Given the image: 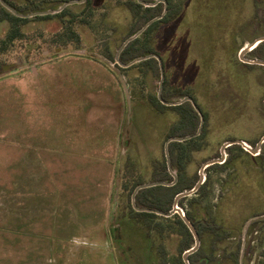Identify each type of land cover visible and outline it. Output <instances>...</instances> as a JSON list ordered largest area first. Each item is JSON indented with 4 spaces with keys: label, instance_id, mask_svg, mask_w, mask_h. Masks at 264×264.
<instances>
[{
    "label": "rangeland",
    "instance_id": "374dc122",
    "mask_svg": "<svg viewBox=\"0 0 264 264\" xmlns=\"http://www.w3.org/2000/svg\"><path fill=\"white\" fill-rule=\"evenodd\" d=\"M42 1L41 9L61 3ZM117 1L122 4L101 0L92 28L75 25L78 40L65 35L58 18L30 20L23 38L0 54V264H159L144 224L119 211L118 193L125 171L151 181V163L162 157L176 116L155 112L139 97L138 85L130 88L128 103L121 82L127 77L99 53L95 34H111L100 22L106 7L118 22L127 21ZM175 1L184 3V13L164 23L156 39L170 82L192 89L207 114L206 143L188 164L193 173L219 157L228 139L253 148L264 134L263 69L239 58L240 49L264 33V23L254 30L262 7L255 0H234L233 19L226 2L211 0L209 14H199L208 22L199 16L196 31L197 4L208 0ZM83 4L70 8L79 11ZM158 81L147 90L156 92ZM232 153L248 175L263 171L244 151ZM208 173L211 191L202 205L212 208L232 186L227 169ZM260 209L263 215L248 217L240 236L229 240L232 249L241 238L240 264H264V204ZM248 238L251 254L244 251ZM165 241L172 255L177 238Z\"/></svg>",
    "mask_w": 264,
    "mask_h": 264
},
{
    "label": "trees",
    "instance_id": "16d2710c",
    "mask_svg": "<svg viewBox=\"0 0 264 264\" xmlns=\"http://www.w3.org/2000/svg\"><path fill=\"white\" fill-rule=\"evenodd\" d=\"M6 1L22 13L38 10L43 7L41 5L42 0ZM62 1L66 0H56V2ZM223 1L226 2L227 6L229 5V17L233 19L231 4L236 5V3L234 0ZM255 1L262 4V7L258 8L257 11L259 22L255 21L253 25L254 30L257 32L258 23H264V0ZM167 2L168 5L165 14L149 24L140 35L129 41L121 50L119 59L126 63L140 55L157 53L162 59L165 70V78L161 92L162 98L171 101L178 97L189 95L199 106L192 89L170 82L166 74V61L162 53L158 50L156 39L158 31L164 23H169L177 19L185 10L182 1L167 0ZM198 2H201V0H198ZM99 3H101V0H84L83 7L79 11H73L69 5L57 13L37 15L34 17L17 16L0 4V29L4 24L7 26L4 36L0 37V54L7 51L15 41L23 38V26L30 20L58 18L65 25V35L70 39L74 38L78 40V33L74 29V26L83 24L92 28ZM116 3L120 5L124 19L127 21L118 22L113 18L112 11L110 10L111 7H106L107 11L101 13L100 22L105 28L111 30V34H104L102 36L95 34V40L101 46L99 53L122 70L123 74L127 77L126 83L129 86V91L132 89V86L138 85L140 87L138 90L139 97L144 98L155 112L165 113L171 111L175 114L176 118L169 125L165 140L171 136H183L195 133L199 125L200 117L190 101L185 100L180 104L166 105L158 99L155 91L147 90V86L151 80H155L160 76L159 63L155 57L146 58L127 67L119 66L114 59L116 49L122 41L137 31L146 21L159 15L163 10V3L158 2L153 6H145L136 0H122V4L119 1ZM211 3V0H208L204 5L197 4L199 10L193 16L195 20H198L197 24L195 23L197 26L194 27L196 31L202 22L199 16H203L205 22H208L206 16L212 10ZM106 5L108 6V3ZM202 11H205L207 15H199ZM114 34L119 36L118 43H114V40H112ZM178 45L176 43L175 47L178 48ZM263 47L264 41L257 45L252 52L258 53L261 49L263 51ZM200 109L206 120V112L201 107ZM205 134L206 128L203 125L198 135L184 141L169 142L168 153L171 167L176 171L177 180L172 185L159 184L138 190L135 195V203L138 207L154 208L167 212L172 208L175 195L190 189L196 183L199 178V173L198 171L190 173L188 164L192 159V154L200 150L206 143L204 139ZM234 148L244 151L249 159L256 162L255 164L264 166V153L252 155L244 150L241 145L231 144L226 149L228 155L223 162L213 163L204 170L205 179L197 191L190 196H184L178 200L179 206L192 221L200 237L198 249L188 255L191 264H219L222 258L227 259L231 264H240L239 253L242 244L241 238H238L235 247L232 249L229 248L228 243H231L229 240L231 238L234 239L235 234L240 236L243 223L248 217L262 213L260 208L264 204V169L262 172L259 171L255 177L248 175L247 172H243L242 165L239 162L240 158H237L238 156L232 153ZM212 169L220 171L227 169V180L230 181L229 184L232 186V194L229 196L228 189V197L225 196V199H219L211 208L204 207L202 203L211 191V178L208 172ZM150 175L151 181L162 180L169 182L173 180V176L167 167L164 149L162 157L152 161ZM142 182L144 180L139 175L133 176L130 171L123 173L120 191L118 193L119 211L130 219L144 224L147 230V238L155 246L153 254H155L159 264H185L182 253L190 248L194 241L191 231L178 213H174L171 216H163L154 212L135 210L131 203V193L135 186ZM173 235L177 238V243L175 252L170 255L165 240L169 236L173 237ZM252 241L253 238H248L244 250L245 254H251L253 252V247L250 246V242Z\"/></svg>",
    "mask_w": 264,
    "mask_h": 264
},
{
    "label": "water",
    "instance_id": "95a60500",
    "mask_svg": "<svg viewBox=\"0 0 264 264\" xmlns=\"http://www.w3.org/2000/svg\"><path fill=\"white\" fill-rule=\"evenodd\" d=\"M81 1H84V0H66V1H62L57 7H54V8L38 9V10L29 11V12H26V13H22V12L17 11L6 0H0V4L2 6H4L7 10H9L10 12H12L13 14H15L17 16H20V17H34V16H37V15H45V14L57 13V12L61 11L63 8H65L66 6H69V5L73 4V3L81 2ZM136 1L138 3H141V4L145 5V6H153V5L157 4L158 2H162L163 3V10H162V12L159 15H157V16L149 19L148 21H146L137 31H135L133 34L127 36L122 41V43L116 49V52H115V55H114L115 62L121 67H127V66H130L133 63L139 62V61L144 60L146 58L155 57L158 60L159 68H160V76H159V81H158V88L156 90V94H157L158 99L162 103H164L166 105L180 104V103H182L185 100L190 101L192 106L194 107V109L197 111V113H198V115L200 117V121H199V125H198L197 130H196L195 133L187 134V135H183V136H171V137H168L165 140V142H164V153H165V156H166V163H167V167H168L169 172L173 176V180L169 181V182L168 181H162V180H153V181L139 183L138 185L135 186V188L133 189V191L131 193V203H132L134 209L137 210V211H149V212H154L156 214L163 215V216H171L174 213H178L181 216V218L183 219V221L185 222V224L187 225V227L191 231V233L193 235V239H194L191 247L186 249L182 253V258H183L184 263L185 264H191L189 259H188V255L198 249V247L200 245V237H199V234H198L194 224L192 223V221L187 217L185 211L179 206V204H178L179 198L184 197V196H190L195 191H197V189L199 188V186L201 185V183L204 180V176H205L204 169L207 166H209V165H211L213 163L222 162L224 160V158H225V147H227L228 145H231V144H240L245 150L249 151L252 154H255L257 152L258 148H259L260 141L253 148L247 142H245L242 139H231V140L225 141L222 144L221 148H220V156L219 157H215V158H210V159L206 160L201 165V167L199 168V171H198L199 179L196 181V183L190 189L182 191V192H179V193H177L175 195L174 200H173L172 208L169 211L164 212V211H161L159 209L148 208V207H138L136 205V203H135V195L138 192V190H140L141 188H145V187H149V186H153V185H159V184L172 185V184H174L176 182L177 174H176V171L173 170L172 167H171L170 157H169V153H168V144L171 141H184V140H187V139H189V138H191L193 136L198 135L201 132L202 127H203V123H204V115H203L201 109L198 107L197 103L194 101V99L191 96L185 95V96L178 97L177 99H174V100H171V101H167V100H164L162 98L161 92H162L163 80H164V69H163L162 59L157 53H148V54H145V55H140V56H137V57L131 59L130 61H128L126 63L122 62L119 59V54H120L121 50L126 46V44L129 41H131L132 39H134L135 37H137L138 35H140L147 28V26L149 24H151L153 21L161 18L165 14V12L167 10V5H168L167 0H153V1L136 0ZM262 40H264V35L258 36L250 44H248L247 46L241 48L240 51H239V58L242 61H250V60L245 59L243 57V54L248 49H250L251 47H253L254 45H256L257 43H259ZM250 62L264 64L263 60H258V59L257 60H251ZM121 82H122L123 91L125 93V98L127 99L128 103H129L130 100H131V97H130V92H129L128 85H127V83H126V81L124 79H121Z\"/></svg>",
    "mask_w": 264,
    "mask_h": 264
},
{
    "label": "flooded vegetation",
    "instance_id": "af4514ba",
    "mask_svg": "<svg viewBox=\"0 0 264 264\" xmlns=\"http://www.w3.org/2000/svg\"><path fill=\"white\" fill-rule=\"evenodd\" d=\"M260 13H261V11H260ZM259 30V25H258V28H257V31ZM261 35H264V33H262V34H259V35H257L255 38H257L258 36H261ZM254 38V39H255ZM254 39H252L250 42H249V44L254 40ZM264 40H262V41H260L259 43H257L256 45H254L253 47H251L250 49H248L246 52H245V54H247V56H246V58L245 59H247V60H263L264 61V50L262 51V49H261V51L260 52H258V53H253L252 51L257 47V45H259L261 42H263ZM263 49H264V47H263ZM250 61H243V63L244 64H246L249 68H253V67H260V68H262L263 69V74L261 75V79H260V87H262V90H263V93H262V98L260 99V106L261 107H263V111H264V64H260V63H255V62H250ZM249 77H247V80H248V83H249ZM264 117V116H263ZM203 125H204V123H203ZM231 139H233V138H230V139H228V140H231ZM259 141H260V145H259V148H258V150H257V152L255 153V154H252V153H250L249 151V153L250 154H252V155H258V154H260V153H264V134L261 136V138L259 139ZM258 141V142H259ZM257 142V143H258ZM240 145V144H239ZM229 146V145H228ZM227 146V147H228ZM256 146V145H255ZM227 147H225V151H227L226 149H227ZM221 148V147H220ZM243 148V147H242ZM244 149V148H243ZM245 150V149H244ZM247 151V150H246ZM218 156H220V152H219V154H218ZM226 157L227 156H225V158H224V160L226 159ZM223 160V161H224ZM222 161V162H223ZM218 163H221V162H218ZM208 167V166H207ZM206 167V168H207ZM264 167V166H263ZM205 168V169H206ZM204 169V170H205ZM199 171V170H198ZM199 179V178H198ZM204 179H205V176H204ZM204 181V180H203ZM260 215H263V213H261ZM243 229V228H242ZM242 229H241V233H242Z\"/></svg>",
    "mask_w": 264,
    "mask_h": 264
}]
</instances>
